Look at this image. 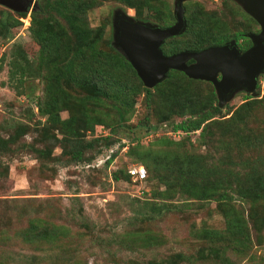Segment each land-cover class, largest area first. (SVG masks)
I'll list each match as a JSON object with an SVG mask.
<instances>
[{"label":"rangeland","instance_id":"obj_1","mask_svg":"<svg viewBox=\"0 0 264 264\" xmlns=\"http://www.w3.org/2000/svg\"><path fill=\"white\" fill-rule=\"evenodd\" d=\"M130 2L0 5V264H264V71L220 106L211 83L168 71L147 110L110 47L113 16L166 27L175 0ZM181 3L165 55L248 48L259 31L236 0ZM207 111L198 129L173 130Z\"/></svg>","mask_w":264,"mask_h":264},{"label":"water","instance_id":"obj_2","mask_svg":"<svg viewBox=\"0 0 264 264\" xmlns=\"http://www.w3.org/2000/svg\"><path fill=\"white\" fill-rule=\"evenodd\" d=\"M30 0H0V5L12 11H25ZM259 27L257 33L245 36L251 45L239 51L234 41L211 45L198 51L184 50L165 55L160 46L184 29L182 0H175L174 23L159 27L133 20L117 10L113 16L112 45L129 62L144 87L161 82L169 70L181 71L186 77L211 83L220 106L239 89L252 94L257 76L264 71V0H236ZM192 60L191 63H187ZM219 74V78H217Z\"/></svg>","mask_w":264,"mask_h":264},{"label":"trees","instance_id":"obj_3","mask_svg":"<svg viewBox=\"0 0 264 264\" xmlns=\"http://www.w3.org/2000/svg\"><path fill=\"white\" fill-rule=\"evenodd\" d=\"M124 3H126L129 7L131 8H134V10L136 11V8L134 5H132V3L130 2V0H124ZM78 6V5H76ZM173 37V36H172ZM244 39H246V37L244 36L243 37ZM236 42V41H235ZM223 43V42H222ZM163 44V43H162ZM215 44H221V41L220 42H215L213 43L212 45H215ZM110 47L112 48V50L114 51V54L116 55V61L119 62L121 61L124 65H126L129 70H131L133 73H134V76L137 78L138 80V84L143 86L142 82L140 81V79L138 78V76L136 75V72L134 71V69L131 67V65L129 64V62L124 58V56L118 51V49H116L113 45H112V42H111V45ZM160 49H161V46H160ZM246 49V48H245ZM177 53V52H176ZM191 63L192 60H188L187 63ZM170 71H174V70H169ZM178 71V70H177ZM181 72V71H179ZM168 73V72H167ZM182 73V72H181ZM183 74V73H182ZM188 78V77H187ZM189 80H196V79H191V78H188ZM159 83L155 84L153 87L157 86ZM151 87V88H153ZM151 88H147V87H144L143 86V90H144V97H145V107H147V110L149 109V103H150V92H149V89ZM75 100V99H74ZM78 101V105L80 107V111H84V102L83 100H76ZM86 103V102H85ZM88 104V103H87ZM117 112L119 113V118L123 120L122 118V112L120 110H117ZM211 118V111L210 112H205V113H202V114H199L197 117H194L192 120H187V121H180V122H177L175 124H173L172 128L173 130H176V131H188V130H196L199 128V126L203 123H205L206 121H208L209 119ZM80 119V118H79ZM83 120V119H82ZM140 126H143L145 127L146 129L148 128H151L150 125L148 124V117L145 115V117L139 122ZM112 131V130H111ZM104 138H107V137H104ZM96 139H92L86 143H84V147L86 149H89L91 146H92V141H95ZM109 152H111L109 150ZM72 157L75 158V159H78L79 158V153L78 151H75L73 152L72 154ZM114 157V154L112 153H109L108 154V157L106 158V161L107 163H110L112 158ZM128 172L126 171V174ZM128 175V174H127ZM211 189H213V187H206V186H203L201 188V191H200V196H203V194H209L211 192ZM214 199L218 200V201H225L227 200V196L224 194V193H218V195L214 196L213 197Z\"/></svg>","mask_w":264,"mask_h":264},{"label":"built area","instance_id":"obj_4","mask_svg":"<svg viewBox=\"0 0 264 264\" xmlns=\"http://www.w3.org/2000/svg\"><path fill=\"white\" fill-rule=\"evenodd\" d=\"M127 172L130 176L134 177L135 179L140 180L145 177V171L143 168H140V167L129 168Z\"/></svg>","mask_w":264,"mask_h":264},{"label":"flooded vegetation","instance_id":"obj_5","mask_svg":"<svg viewBox=\"0 0 264 264\" xmlns=\"http://www.w3.org/2000/svg\"><path fill=\"white\" fill-rule=\"evenodd\" d=\"M225 43V42H223ZM235 43V42H234ZM236 47L238 48V50L241 52L243 50H245V48H243L242 46H240L238 43H235ZM190 63V62H189ZM217 78H219V74H217Z\"/></svg>","mask_w":264,"mask_h":264}]
</instances>
